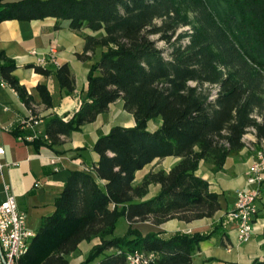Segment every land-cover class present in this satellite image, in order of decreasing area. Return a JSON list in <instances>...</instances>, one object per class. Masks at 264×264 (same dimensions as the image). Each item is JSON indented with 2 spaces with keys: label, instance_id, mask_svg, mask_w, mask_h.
Returning a JSON list of instances; mask_svg holds the SVG:
<instances>
[{
  "label": "trees",
  "instance_id": "1",
  "mask_svg": "<svg viewBox=\"0 0 264 264\" xmlns=\"http://www.w3.org/2000/svg\"><path fill=\"white\" fill-rule=\"evenodd\" d=\"M46 16L58 19L56 27L67 19L75 30L91 29L83 33L77 54L87 59L99 50V56L87 73L86 98L70 117L46 115L44 132L31 140L27 135L33 131L20 121L11 131L61 153L62 135L94 120L119 97L135 124L113 125L95 141L99 156L91 169L70 170L54 211L41 219L19 264H70L79 243L94 238L100 241L78 264H129L126 252L135 248L155 251L157 264H196L194 254L212 231L166 237L131 225L125 234H115V228L121 216L131 223L191 221L220 208L219 193L198 168L204 160L221 170L227 157L245 146L250 127L264 138V0H0V21ZM186 24L190 27L176 33ZM153 33L167 45L159 47ZM0 57L6 58L2 75L30 106L36 99L14 74L15 60L3 51ZM28 65L44 74L54 71L63 92L75 88L68 62L54 70ZM36 90L40 102L53 105L47 83L38 82ZM158 116L160 125L150 130L149 120ZM167 155L179 159L134 183L137 170ZM156 183L158 192L143 198ZM251 264H264V258Z\"/></svg>",
  "mask_w": 264,
  "mask_h": 264
},
{
  "label": "crops",
  "instance_id": "2",
  "mask_svg": "<svg viewBox=\"0 0 264 264\" xmlns=\"http://www.w3.org/2000/svg\"><path fill=\"white\" fill-rule=\"evenodd\" d=\"M57 20L54 16H46L35 19L8 18L0 21V51L15 60L17 67L13 71L14 74L35 96L37 110L42 116L33 127L38 134L44 132L46 115L55 112L68 118L80 107L87 95V73L90 64L99 56V50L90 53L87 59L80 58L77 54L83 49V33L91 32V29L75 30L69 27L67 19H60L61 26L56 27ZM49 46L57 48L58 64H49L48 67L54 70L63 62L70 65L75 76V88L71 92H63L54 71L44 74L28 65L33 62L29 49L35 47L43 50ZM2 59L5 61L6 58ZM38 82L47 83L52 93V106H46L39 101L36 90ZM27 114V108L18 92L12 86L0 83V145L5 149L0 153V159L4 162L0 173V201L8 190L13 192L19 207L26 212L27 225L37 230L43 216L54 211L55 199L60 194L70 170L91 169L98 159L99 154L93 147L97 138L107 133L115 124L134 125L135 117L131 111L124 108L122 98L112 101L94 120L83 123L81 128L68 135L61 136L57 149L61 151L59 154L62 158L59 168H55L50 158L57 152L50 146L43 144L36 147L33 142L26 141L24 137L16 136L11 131V127L18 121L21 122V118ZM159 121L161 123V120ZM33 128L29 127L32 131ZM254 155L256 151L251 152L245 145L238 154L232 155L230 161L229 155L223 168L218 171H214L210 163L201 161L198 172L210 181L211 189L219 193L221 206L212 216L191 221L174 217L161 223L146 219L134 221L133 226L143 233L155 229L166 237L176 231H212L209 237L201 240L200 250L194 254L193 260L196 264H251L256 257L264 258V183L260 185L256 201L258 210L251 239H238L235 223L228 214L235 206L238 190L246 189L243 186L247 181L245 170ZM158 159H163V162L156 163ZM178 159L177 155L155 158L136 171L134 183H139L150 169H170ZM141 170L144 171L138 178V172ZM239 171L244 175L239 176ZM6 184L9 185L8 190ZM159 187V183L152 184L143 198L156 194ZM99 241V238L81 241L78 248L70 254V264H78L83 259L84 251H88ZM77 250L80 251L76 252Z\"/></svg>",
  "mask_w": 264,
  "mask_h": 264
},
{
  "label": "built area",
  "instance_id": "3",
  "mask_svg": "<svg viewBox=\"0 0 264 264\" xmlns=\"http://www.w3.org/2000/svg\"><path fill=\"white\" fill-rule=\"evenodd\" d=\"M29 54L33 56V64L43 66L58 64V50L55 46H49L43 50L33 47L29 49ZM3 62L0 57V83L10 85L1 73ZM216 90L217 88L213 89L212 97L216 95ZM25 106L28 114L21 118V123L24 127L33 128L41 119V113L37 110L36 101H32L30 106ZM251 128L255 131L254 127L249 129ZM37 135L38 132L33 128V132L27 137L33 138ZM245 135L246 133L243 136L244 141ZM4 150V146L0 145V153ZM61 158L59 153H55L50 158V162L55 165V168H59ZM3 166L4 162L0 159V173H2ZM245 173L247 181L255 186L238 190L235 206L228 212L235 223L240 241L251 239L255 231V217L258 210L256 201L260 185L264 183V148L256 152ZM6 188L9 189L8 184ZM34 234L35 230L27 225L26 212L19 207L15 194L8 190L6 196L0 201V264H19V258L29 249ZM126 257L129 264H157L156 253L153 250L135 248L128 250Z\"/></svg>",
  "mask_w": 264,
  "mask_h": 264
},
{
  "label": "rangeland",
  "instance_id": "4",
  "mask_svg": "<svg viewBox=\"0 0 264 264\" xmlns=\"http://www.w3.org/2000/svg\"><path fill=\"white\" fill-rule=\"evenodd\" d=\"M156 21L159 22L160 19H157ZM189 27H190L189 24L180 26L177 29L176 33H178L179 31H183L184 29H187ZM151 37L155 39L156 44L159 47H165L167 45V42L159 36V33H153V34H151ZM190 82L192 83L193 81H190ZM213 88H214V86H213ZM263 112H264V109H263ZM253 115H255L260 120L262 119V114L259 111H257V110L254 111ZM159 120H161V117L160 116H158L156 118H153L149 122V127L148 128L150 130L156 129L159 126V124H160V121ZM254 132L255 131L251 128V129H249L246 132V135H245V145L247 146V149H249L251 152H253V151H256L257 152V151H259V150H261V149L264 148V139H258ZM254 157H255V155H254ZM230 159H232V155L229 156V161H230ZM158 162H163V159H158V161L156 163H158ZM156 163H154V165ZM143 171L144 170H141L140 172H138V178L140 177L141 173H143ZM242 174L243 173L241 171H239V176H241ZM246 184H248V185H246ZM243 186H244V188H251V187H253L255 185L252 184V183H249L248 181H246ZM130 225L133 226V222L132 223L130 221L127 222V219L124 216H121L119 218L118 222H117V226L115 228V232L114 233L115 234H121V235H123V234H125L127 232V229L129 228ZM149 231H157V230L151 229V230H148L147 232H149ZM79 251L80 250H77L76 252H79ZM88 252H89V250L88 251H84L83 259L86 257V255L88 254Z\"/></svg>",
  "mask_w": 264,
  "mask_h": 264
}]
</instances>
